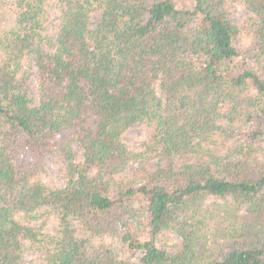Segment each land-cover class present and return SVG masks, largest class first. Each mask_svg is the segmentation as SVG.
I'll return each mask as SVG.
<instances>
[{"label":"trees","instance_id":"trees-1","mask_svg":"<svg viewBox=\"0 0 264 264\" xmlns=\"http://www.w3.org/2000/svg\"><path fill=\"white\" fill-rule=\"evenodd\" d=\"M191 1L0 0V264H264V0ZM144 122L137 152L124 134ZM52 154L64 187L42 178Z\"/></svg>","mask_w":264,"mask_h":264},{"label":"rangeland","instance_id":"rangeland-1","mask_svg":"<svg viewBox=\"0 0 264 264\" xmlns=\"http://www.w3.org/2000/svg\"><path fill=\"white\" fill-rule=\"evenodd\" d=\"M178 6L180 7H192L194 6V2L191 0H176ZM229 11L231 13V18L234 22L239 24H243L245 21L248 11L241 6L239 3L232 2L229 4ZM53 15L56 16L58 11L53 9ZM249 37L243 36L238 38L236 41L237 46L243 47L245 44H248ZM30 74V82L32 86V93L37 96V77H36V69L34 67L29 68ZM153 136V129L148 122H144L138 125L133 126L124 134V141L129 145V147L137 152H142L146 150L150 144V140ZM238 144L240 139L235 140ZM260 145H264V142ZM73 152L75 155V159L77 161L84 160V148L78 142L73 144ZM160 158L157 153H148L145 157L144 163H134L131 165L128 171L129 178L133 182V186L143 182V165H147L149 169H154L158 166ZM66 162L60 154H52L48 156L45 161V168L46 171L42 176L43 180L53 187H64L67 182L66 173H65ZM214 198L211 199V201ZM133 204L136 208H138L141 213L143 214V218L146 216L143 211V203L140 198H136L133 201ZM36 225H43L46 230H55L58 227V219L56 214H46L43 218L35 222ZM135 230H137L140 237H145L148 234V229L142 225L135 226ZM108 243H113L116 254L120 258H130V259H137L140 253H134L129 251L126 247L122 246L118 240L114 239L113 237H106ZM179 240L178 235L174 232L166 233L161 241L163 244H168V246H172ZM44 257V252L40 250H33L26 254V264H37L39 261L42 260Z\"/></svg>","mask_w":264,"mask_h":264}]
</instances>
